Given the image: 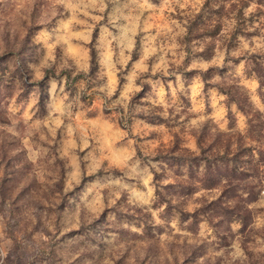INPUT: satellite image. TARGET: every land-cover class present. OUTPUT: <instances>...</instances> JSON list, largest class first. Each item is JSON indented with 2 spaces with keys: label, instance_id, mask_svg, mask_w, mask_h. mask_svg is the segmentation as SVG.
I'll return each instance as SVG.
<instances>
[{
  "label": "rangeland",
  "instance_id": "rangeland-1",
  "mask_svg": "<svg viewBox=\"0 0 264 264\" xmlns=\"http://www.w3.org/2000/svg\"><path fill=\"white\" fill-rule=\"evenodd\" d=\"M0 264H264V0H0Z\"/></svg>",
  "mask_w": 264,
  "mask_h": 264
}]
</instances>
